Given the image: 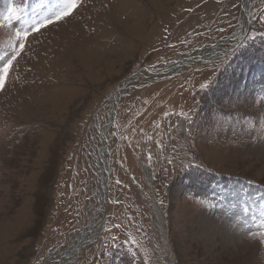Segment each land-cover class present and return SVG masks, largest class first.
<instances>
[{"label":"rangeland","instance_id":"1","mask_svg":"<svg viewBox=\"0 0 264 264\" xmlns=\"http://www.w3.org/2000/svg\"><path fill=\"white\" fill-rule=\"evenodd\" d=\"M243 2L0 0V264H221L226 221L254 244L232 263L264 264V0Z\"/></svg>","mask_w":264,"mask_h":264},{"label":"bare ground","instance_id":"2","mask_svg":"<svg viewBox=\"0 0 264 264\" xmlns=\"http://www.w3.org/2000/svg\"><path fill=\"white\" fill-rule=\"evenodd\" d=\"M148 2L150 0H147ZM154 3V10L158 13V14H161V12L165 11L166 8H162V6L160 5V3L162 2V0H153ZM170 1V0H169ZM173 2V1H172ZM249 3V0H244L243 2V8L246 7V5ZM171 4V3H170ZM132 5V4H131ZM121 6L122 7H130V4L129 3H121ZM124 8V9H125ZM245 11V10H244ZM115 13V12H114ZM246 17L247 16H243L242 18V21L240 23V26L238 29H241L242 26H244L246 24ZM160 19H162V16L160 17ZM127 22H133V24H131V27H130V30L132 32H136L134 28L138 27V25H141L143 24L144 22V13L141 11V9H133L131 10L130 9V13H129V16L127 17ZM148 27V26H147ZM143 29V28H142ZM237 29V30H238ZM128 30V29H127ZM139 32V30H138ZM137 32V33H138ZM136 35V34H135ZM134 35V36H135ZM87 48V47H86ZM82 49V48H81ZM79 54L83 55V53H85L83 56H89L87 57V60H85L86 62L87 61H93L94 59L95 60H100L101 58L99 57L100 54H99V51L97 49H84V50H78ZM59 94V93H58ZM57 95V94H56ZM53 97V96H52ZM106 128H104L105 130ZM105 151V150H104ZM101 209V208H100ZM206 221V220H205ZM206 222L212 224L213 221L212 220H207ZM224 226L225 228L230 226L232 227V225L230 224V222L226 221L224 223ZM90 227V226H89ZM203 227V225H202ZM224 227L219 231L215 232L214 233V236H216L217 240H218V243L220 244V247L219 248L221 251L219 253H215V255L213 254L212 252V257L215 259L214 261L217 262V263H221V264H225L224 262H227L226 264H230L234 261L235 257L237 256V254H239V251H240V247L238 245H241V244H250V245H254L252 244L251 242H242L241 239H243V237L241 238H238L236 236V234L234 232L230 233L228 232ZM236 228V227H235ZM232 230H233V227H232ZM86 233V232H85ZM212 233V232H211ZM87 234V233H86ZM85 234V235H86ZM84 234H81L80 236H78V239L73 243L72 247L67 251L66 254H64V256L62 257V259H66L65 262H67L70 258L73 257L74 253L77 251V249L80 248L81 246V242H82V238L85 237L83 236ZM83 236V237H82ZM244 241V239H243ZM240 242V244H238ZM209 245V244H208ZM242 246V245H241ZM251 247V246H250ZM215 248V247H214ZM240 248V249H239ZM249 249V247H248ZM243 250V249H242ZM251 250V249H250ZM243 253V252H242ZM246 255V253H245ZM243 256V255H241ZM210 257V256H209ZM212 259V258H211ZM247 259V258H246ZM249 259V258H248ZM211 260H209L208 262H210ZM238 261V260H237ZM63 261L60 262V264H62ZM236 263V262H235ZM233 264V263H232Z\"/></svg>","mask_w":264,"mask_h":264},{"label":"trees","instance_id":"3","mask_svg":"<svg viewBox=\"0 0 264 264\" xmlns=\"http://www.w3.org/2000/svg\"><path fill=\"white\" fill-rule=\"evenodd\" d=\"M258 43V47H256L255 46V44H253L254 45V47L257 49H255L256 51H254V52H260V54H257L256 55V57H259V58H256V59H258V63L259 64H262V65H264V60H263V58H264V38H261V37H259V41L257 42ZM263 45V46H260L259 47V45ZM252 45V46H253ZM251 46V47H252ZM254 52H252V53H254ZM251 53V54H252ZM250 55V54H249ZM259 55V56H258ZM255 58V57H254ZM250 60H247V62L246 63H248V64H250V62H249ZM250 68H251V70H252V72H254V70H253V67H252V65L250 64ZM258 73H259V77L257 78V82L258 83H260L259 85H264V68L262 69H260V70H258L257 71ZM256 73V72H255Z\"/></svg>","mask_w":264,"mask_h":264},{"label":"water","instance_id":"4","mask_svg":"<svg viewBox=\"0 0 264 264\" xmlns=\"http://www.w3.org/2000/svg\"><path fill=\"white\" fill-rule=\"evenodd\" d=\"M104 143H105V141H104Z\"/></svg>","mask_w":264,"mask_h":264}]
</instances>
